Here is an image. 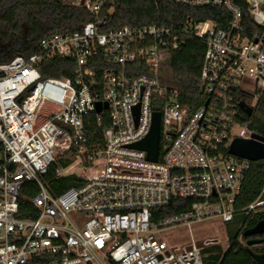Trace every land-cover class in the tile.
<instances>
[{
  "label": "built area",
  "instance_id": "obj_1",
  "mask_svg": "<svg viewBox=\"0 0 264 264\" xmlns=\"http://www.w3.org/2000/svg\"><path fill=\"white\" fill-rule=\"evenodd\" d=\"M173 1L222 7L230 21L104 29L114 0H72L93 20L0 62V264H204V249L221 245L218 235L197 239L194 226L216 221L226 230L238 210L252 161L229 150L256 133L246 116L264 91V0H246L251 35L238 0ZM186 36L205 43V101L195 109L167 79L170 55ZM59 59L74 64V74L43 76ZM94 66L106 68L98 76ZM104 110L109 125L101 142L91 141L86 117L101 123ZM155 112L160 146L150 160L131 145L148 136ZM53 167L74 184L52 188ZM23 199L36 217L23 216L30 212ZM174 201L190 204L165 214ZM242 210L264 211V199Z\"/></svg>",
  "mask_w": 264,
  "mask_h": 264
},
{
  "label": "trees",
  "instance_id": "obj_2",
  "mask_svg": "<svg viewBox=\"0 0 264 264\" xmlns=\"http://www.w3.org/2000/svg\"><path fill=\"white\" fill-rule=\"evenodd\" d=\"M114 11L108 14L104 29L123 25L144 26L148 24L180 25L189 17L197 20H214L222 28L230 21V14L222 7H190L173 0H114ZM244 13L247 34L255 26L248 12L246 0H238ZM93 15L76 6L72 0H0V62L12 59L18 54L29 56L39 50L41 40L54 32H72L92 21ZM205 43L193 36H186L180 47L170 55L167 79L180 94V99L195 109L204 103L200 76L204 59ZM106 65V64H105ZM100 76L106 68L94 66ZM75 66L69 60L59 59L53 65L42 69L45 77H68L74 74ZM248 99V98H247ZM98 122L96 114L86 117L85 129L91 141H102V132L109 125L107 111ZM250 120V127L264 137V91ZM54 167L50 172L52 188L61 191L74 184L72 174L56 178ZM258 197L264 199V159L251 163L241 191L237 198V212L233 221L227 223L228 246L214 245L204 249V264H260L256 253H264V242L248 246L245 230L264 219V211L247 214L242 209ZM189 201H174L164 210L165 214L177 213L189 207ZM178 206V207H177ZM22 207L29 208L25 217H36V211L23 199ZM264 237L263 235H258ZM245 240L247 245L242 241ZM250 240V237H249Z\"/></svg>",
  "mask_w": 264,
  "mask_h": 264
},
{
  "label": "water",
  "instance_id": "obj_3",
  "mask_svg": "<svg viewBox=\"0 0 264 264\" xmlns=\"http://www.w3.org/2000/svg\"><path fill=\"white\" fill-rule=\"evenodd\" d=\"M107 107V105H105ZM241 108L247 113V115L251 116L253 114V108L247 103L242 102ZM102 110L101 103L97 104V111L100 112ZM138 108H136V112ZM132 147L146 150L148 152V159L157 160L159 154V146H160V113H154V122L150 133L148 136L142 141L131 145ZM230 153L236 156L246 158L251 160L252 162L259 161L264 159V137L254 133L252 139H243L236 138L231 147ZM264 234V219L260 220L255 226L252 228H248L245 230V236H258ZM264 242L263 238H253L248 241L249 246L259 245ZM255 258L260 264H264V253H256Z\"/></svg>",
  "mask_w": 264,
  "mask_h": 264
},
{
  "label": "rangeland",
  "instance_id": "obj_4",
  "mask_svg": "<svg viewBox=\"0 0 264 264\" xmlns=\"http://www.w3.org/2000/svg\"><path fill=\"white\" fill-rule=\"evenodd\" d=\"M194 228H195V236L197 237V239H203L209 236L218 235L222 240L221 246L224 249L227 248L228 237H227V231L225 230L224 224L218 223L216 221H212V222H207L201 225H195ZM185 234H186V231H184V234L178 238L183 243L188 241V238H186L187 235ZM242 243L244 245H247L245 240H243Z\"/></svg>",
  "mask_w": 264,
  "mask_h": 264
},
{
  "label": "flooded vegetation",
  "instance_id": "obj_5",
  "mask_svg": "<svg viewBox=\"0 0 264 264\" xmlns=\"http://www.w3.org/2000/svg\"><path fill=\"white\" fill-rule=\"evenodd\" d=\"M246 237H248V241H249V236H246ZM253 238H263V237H261V236H255V237L252 236V237H251V236H250V239H253ZM248 246H249V245H248Z\"/></svg>",
  "mask_w": 264,
  "mask_h": 264
}]
</instances>
